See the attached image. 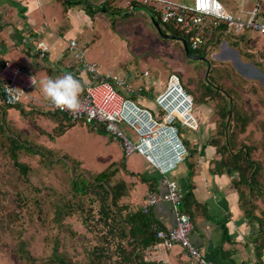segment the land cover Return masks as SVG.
Listing matches in <instances>:
<instances>
[{"label": "rangeland", "instance_id": "rangeland-1", "mask_svg": "<svg viewBox=\"0 0 264 264\" xmlns=\"http://www.w3.org/2000/svg\"><path fill=\"white\" fill-rule=\"evenodd\" d=\"M221 1L236 4L235 0ZM135 6L134 13L128 16L125 11L111 20L105 14L109 25L97 19L83 23L84 34L75 33L74 38L84 46L86 60L94 62L104 74L136 73L142 79L141 72L147 69L151 89L163 86L168 74L175 72L185 88L191 90L193 109L197 111L198 105H204L212 110L213 136L218 134L216 120H221L218 110L224 105L223 94L233 96L240 118L248 121L240 129L241 119L228 118L224 135L228 133L229 140L234 141L233 150L249 148L251 160L261 164L257 181L264 183V34L246 31L235 36L238 42L217 37L214 44L205 46V55H200L201 51L190 54L185 51L184 43L188 50L190 47L186 38L160 35L153 11L143 5ZM7 57L21 67H29L38 77L37 67L31 66L27 58ZM38 93L35 96L39 99ZM203 94H208L206 99ZM38 99L33 100L34 109L40 105L44 110L43 101L38 105ZM4 108L0 101V264H29L21 260V252L14 250L19 239L25 242V249L36 264H45L44 260L55 252L66 255L71 264H88V250L106 245L97 221L99 198L93 176L124 158L125 168L120 167L113 181L122 179L129 186L133 180L139 184L143 183L139 177L145 175L149 164L136 152L124 156L118 140L87 124L76 122L58 135L68 124L64 118L55 121L44 115L39 117L35 111L13 108L6 116V110L2 113ZM188 130L184 128V135L189 139L193 132ZM124 131L129 133L126 128ZM28 148L42 149V153H32ZM15 161L26 165L27 170H21ZM71 179H85L88 190H75ZM262 190L253 191L251 202L254 212L264 217ZM120 202L126 201L122 198ZM59 208L64 213H60L62 217L57 222ZM113 246L114 241L110 247ZM115 258L113 255L105 262L115 264Z\"/></svg>", "mask_w": 264, "mask_h": 264}, {"label": "built area", "instance_id": "built-area-1", "mask_svg": "<svg viewBox=\"0 0 264 264\" xmlns=\"http://www.w3.org/2000/svg\"><path fill=\"white\" fill-rule=\"evenodd\" d=\"M111 1L116 6L128 7V11L133 9L134 3L149 7L158 14L161 24L174 26L185 34L192 49L203 44L218 27L223 28V34L232 36L246 31L264 34V0H235L234 9H229L221 0ZM36 50L43 56L48 46L38 42ZM67 50L74 63L81 66L80 78H84L80 109L75 115L61 111L48 98L42 102L45 108L62 112L72 121L101 126L119 141L124 156L134 152L140 154L160 175L164 190L147 191L140 208L146 213L158 202H167L174 224L157 229L156 241L145 249L144 259L153 260L151 254L179 245L193 260L189 264H210L190 240L193 222L190 214L181 209L186 189L169 177L188 155L177 124L192 131H197L199 126L194 116L193 97L181 84L180 77L175 72L169 73L165 84L152 96V108L142 106L131 95L139 97L144 89L153 87L147 69L141 72L142 79L137 78L136 73L104 74L94 62L86 60L83 45L78 46L72 39L68 41ZM32 78L36 81L30 70L5 61L0 66V101L8 105L20 103L36 87ZM156 261L164 259L159 256Z\"/></svg>", "mask_w": 264, "mask_h": 264}, {"label": "crops", "instance_id": "crops-1", "mask_svg": "<svg viewBox=\"0 0 264 264\" xmlns=\"http://www.w3.org/2000/svg\"><path fill=\"white\" fill-rule=\"evenodd\" d=\"M84 1L83 5L89 4L94 9L104 0ZM225 5L229 9H234L235 6L232 3H225ZM86 12L81 2L67 5L63 3V0H0V66L5 61L13 62L7 57L13 55L20 60L27 58V62L38 69V77H35L36 87L29 91L26 98L17 103V107L11 108L21 111L24 109L27 113L30 110L35 111L34 113L39 117L44 115L49 118L41 112L45 109L41 110L39 105L41 100L47 99L42 91L41 81L48 78L55 79L71 72V68L77 66L67 50V44L69 40H75V33L84 34V22L90 24L91 20L93 22L97 19L98 22L105 20V23H109L105 12H95L93 15ZM58 13L64 16L61 18ZM38 42L48 46L43 56L36 50ZM224 43L226 44L225 41ZM26 69L30 70L29 67ZM154 91L156 92L155 88L149 89L143 97L137 98L138 101L152 107ZM36 92H39V96L41 95L39 99L35 96ZM34 99H38L37 109L41 110L39 112L34 109V103H36ZM11 108L6 109V116L13 111ZM209 108L198 105L197 109L203 110L202 113L194 110V116L199 125L198 130H188L190 133L193 132L189 139L184 135L193 145L190 147L193 148V152L169 174V177L184 189H190L195 199V202H188L187 206L189 210H192L190 216L193 229L190 240L210 264H264V249L261 255L257 256L251 243L257 230L256 223L249 222L245 217L239 194L233 186V180L237 179V176L234 173L217 172L214 168L215 159L219 157L215 153V147L208 143L209 138L213 136L210 132L213 130V124L210 121L213 113L212 110H208ZM152 170L149 167L146 171L147 177L150 178L156 174ZM132 182L125 201L131 207H136L140 206L145 194L151 189L148 187V182L139 184L133 180ZM155 189L164 190L160 181ZM151 214L165 229L174 224V216L167 202H158L151 208ZM159 256L164 259V264H189L193 261L178 245H174L170 250H163L159 254H151L150 257L158 260Z\"/></svg>", "mask_w": 264, "mask_h": 264}, {"label": "trees", "instance_id": "trees-1", "mask_svg": "<svg viewBox=\"0 0 264 264\" xmlns=\"http://www.w3.org/2000/svg\"><path fill=\"white\" fill-rule=\"evenodd\" d=\"M83 3L84 0H66L63 3L67 5H73L77 3ZM135 5H139L137 3L132 4L133 9L128 11V7H121L114 5L111 0H104L100 5H97L96 8H92L89 4H84V9L87 11L86 13L89 15H93L95 12H107L106 15L112 20L115 15L121 12L128 11V15L134 13ZM152 10V9H150ZM153 11V10H152ZM154 16L159 21L160 29L162 33L174 36L176 38H186L187 36L183 34L178 28L168 25L161 24L158 14L153 11ZM218 29V30H217ZM222 27H218L213 29L212 35L198 48L192 49L189 47L190 54H199L205 55V46L208 44H214L213 40L217 37L226 36L232 42H238L236 35H228L222 33ZM181 32V33H180ZM241 36V35H240ZM233 37V38H232ZM210 40V41H209ZM249 40V39H248ZM241 41V40H239ZM3 64V63H2ZM71 73L77 78L80 79L81 82L84 78H80L81 75V66H73ZM181 81V80H180ZM181 84L185 88L184 84L181 81ZM162 86V85H161ZM161 86L156 89V92L161 88ZM149 89H144L142 94L139 97H143L144 94ZM185 90L192 96L191 90L185 88ZM154 91V93H156ZM1 93V92H0ZM208 95V94H206ZM206 95H202L203 97ZM228 93H225L223 103L221 104V108H219L218 113L221 118L219 119L218 128L216 135L209 138L208 143L215 147V153L219 158L215 159L214 168L217 172H226V173H238V178L233 180V186L236 188L239 194L240 205L243 210L245 217L249 222L256 223L257 230L255 231V236L252 238L253 249L257 256L261 255L262 250L264 249V217L262 214H257L254 212L253 207L254 204L251 202V195L254 196L253 191L257 193H261L264 189V183H260L257 181V174L261 170V164L251 160L249 157V148L244 147L243 150H233L232 144L234 141L229 140L228 133L224 135V129L229 126L228 118L231 117L241 119L240 129H243L247 123L246 118H240L239 111L234 106L233 96ZM131 97L139 104L144 106L138 101V96L136 94L131 95ZM193 97V96H192ZM221 102V103H222ZM2 103V102H1ZM5 106L4 110L11 107H17V104L8 105L2 103ZM148 106V105H146ZM152 108V107H151ZM46 116L51 118V120L57 121L59 118H64L67 121V126L58 131V135L62 132H65L68 127L76 123V121L70 120L65 114L62 112L46 109L41 111ZM234 112V114H233ZM231 114V115H230ZM82 124H86L83 121H79ZM91 128H95V130L103 132V128L101 126L94 127L91 124H87ZM178 126V132L184 143L188 155L192 154L193 148L189 147V142L187 138L184 136V127ZM264 126V124H263ZM102 129V130H101ZM186 129V128H185ZM224 138H223V137ZM231 141V142H230ZM233 142V143H232ZM16 146L21 147L20 143H17ZM30 152L41 154L42 149H33L28 148ZM17 165L20 166L21 170L26 171L27 166L15 161ZM125 168V159L123 158L120 163L111 162L105 169L97 172L95 176H93V182H95L96 187L98 188L97 194L99 198V207H98V223L101 225V229L103 230V234H101V238L105 241L106 245H98L92 247L91 250H88V264H107L105 259L112 258L113 255L116 256L114 263L115 264H164L161 261L156 260H145L144 259V251L147 247L152 245L156 241V231L157 229H165L162 225L158 224L153 215L151 214V209L148 212H142L140 206L131 207L127 202H120L122 198H126L128 195L129 186L125 183L124 180L118 179L113 181V177L117 175L119 169ZM153 171V170H152ZM156 174L152 177H147L146 172L145 175H140V180L143 182H148V187L151 191H155V187L159 184L160 175L153 171ZM134 175L133 173H130ZM144 179V180H143ZM113 181V182H112ZM72 187L75 190H80L85 192L88 190V182L85 179L81 181H77L76 179H71ZM256 182V183H255ZM255 183V184H254ZM187 191L184 194L181 209L190 215H192V210L188 209V202H195L192 192L190 189H186ZM187 194V195H186ZM247 195V196H246ZM250 201V202H249ZM250 205V206H249ZM71 208V207H70ZM60 209V208H59ZM57 210V218L56 221L60 222V218L62 217L60 210ZM252 209V210H251ZM70 212V209L67 210V213ZM249 214V215H248ZM162 227V228H161ZM114 241L113 248L110 247L111 242ZM26 244L23 240L19 239L18 244L15 245V249L21 252V260L28 262L29 264H36L35 259L31 258L28 251L25 249ZM45 264H71L70 259L64 254H57L56 252L51 254L48 257V260H44ZM149 261V262H148ZM153 261V263H152ZM156 262V263H155Z\"/></svg>", "mask_w": 264, "mask_h": 264}, {"label": "clouds", "instance_id": "clouds-1", "mask_svg": "<svg viewBox=\"0 0 264 264\" xmlns=\"http://www.w3.org/2000/svg\"><path fill=\"white\" fill-rule=\"evenodd\" d=\"M31 82L36 86V81L33 78ZM41 86L45 96L56 108L61 111H68L73 115L78 113L80 109L79 97L85 84L71 72L55 79L48 78L43 80L41 81Z\"/></svg>", "mask_w": 264, "mask_h": 264}, {"label": "water", "instance_id": "water-1", "mask_svg": "<svg viewBox=\"0 0 264 264\" xmlns=\"http://www.w3.org/2000/svg\"><path fill=\"white\" fill-rule=\"evenodd\" d=\"M155 26H156V29H157V31L159 32L160 35H163L164 37H172L171 35H167V34L162 33V31L160 29V26H158L157 24ZM184 46H185V51L188 52V48L186 47L185 43H184ZM192 57L196 58L197 56H192Z\"/></svg>", "mask_w": 264, "mask_h": 264}, {"label": "bare ground", "instance_id": "bare-ground-1", "mask_svg": "<svg viewBox=\"0 0 264 264\" xmlns=\"http://www.w3.org/2000/svg\"><path fill=\"white\" fill-rule=\"evenodd\" d=\"M91 2V1H90ZM124 8V7H123ZM151 11V10H150ZM107 13V12H106ZM127 16H128V14H127ZM126 16V17H127ZM122 19V18H121ZM218 30V29H217ZM181 33V32H180ZM233 38V37H232ZM213 40V39H212ZM210 41V40H209ZM226 47V46H225ZM199 53V52H198ZM195 54V53H194ZM233 114H234V112H233ZM231 115V114H230ZM251 121V120H250ZM102 130V129H101ZM101 132V131H100ZM232 140V139H231ZM233 143V142H232ZM193 146V145H192ZM187 159V158H186ZM105 169V168H104ZM144 180V179H143ZM187 195V194H186ZM250 202V201H249ZM250 206V205H249ZM142 210V209H141ZM252 210V209H251ZM249 215V214H248ZM159 222V221H158ZM163 226V225H162ZM162 228V227H161ZM149 262V261H148ZM152 263H153V261H152ZM156 263V262H155Z\"/></svg>", "mask_w": 264, "mask_h": 264}]
</instances>
